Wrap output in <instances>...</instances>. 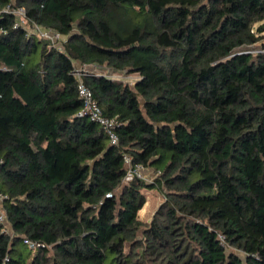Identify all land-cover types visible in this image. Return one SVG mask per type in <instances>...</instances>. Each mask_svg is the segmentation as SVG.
Masks as SVG:
<instances>
[{"label": "trees", "instance_id": "16d2710c", "mask_svg": "<svg viewBox=\"0 0 264 264\" xmlns=\"http://www.w3.org/2000/svg\"><path fill=\"white\" fill-rule=\"evenodd\" d=\"M0 197V264H264V0H0Z\"/></svg>", "mask_w": 264, "mask_h": 264}, {"label": "built area", "instance_id": "2783aa9c", "mask_svg": "<svg viewBox=\"0 0 264 264\" xmlns=\"http://www.w3.org/2000/svg\"><path fill=\"white\" fill-rule=\"evenodd\" d=\"M3 11L8 12L15 18L16 21L13 23V28L23 27L28 33L31 32L37 37L49 41L51 44H58L60 42L61 37L57 32L51 29H42L35 24L30 27L23 8L8 5L3 9ZM73 75L78 81L77 95L82 104L79 115L84 116L91 122H95L107 136L109 144L117 145L118 136L115 132L117 127V119L115 117H107L102 113L100 106L93 97L92 91L82 81L83 70L79 65L74 64ZM123 162L126 166V176L124 178L125 181L133 179L149 181L146 179L147 177L144 173L146 168H144L142 165L133 164L131 158L128 155L123 156ZM3 221L4 215L0 213V222ZM25 243L30 249L34 248V245L29 241H25Z\"/></svg>", "mask_w": 264, "mask_h": 264}, {"label": "rangeland", "instance_id": "374dc122", "mask_svg": "<svg viewBox=\"0 0 264 264\" xmlns=\"http://www.w3.org/2000/svg\"><path fill=\"white\" fill-rule=\"evenodd\" d=\"M259 45L260 43H258L256 46ZM132 77L133 76H131L130 78ZM144 173L145 176L147 177L146 179L150 180L153 177L152 174L154 173V171L146 169ZM142 194L144 195L145 203L138 212V218L141 222L148 224L151 222L154 213L157 211V209L163 202V199L157 190H149V191L142 190Z\"/></svg>", "mask_w": 264, "mask_h": 264}]
</instances>
